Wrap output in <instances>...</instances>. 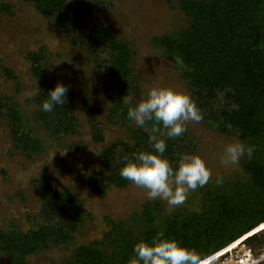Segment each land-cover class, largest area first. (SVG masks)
<instances>
[{
  "label": "trees",
  "instance_id": "1",
  "mask_svg": "<svg viewBox=\"0 0 264 264\" xmlns=\"http://www.w3.org/2000/svg\"><path fill=\"white\" fill-rule=\"evenodd\" d=\"M20 1L33 4L39 14L53 19L66 38L90 48L110 101L107 122L122 126L128 139L105 146L101 151L103 170L94 172L86 181L100 195L111 187H126L131 182L119 174L124 157L154 151L149 133L128 118V105L123 103L125 95L139 94L141 80L134 68L130 42L100 21H95L85 35L75 36L82 19L78 5L87 0ZM164 1L177 2L188 24L184 29L152 36V46L180 71L204 115L201 124L235 135L255 151L251 159L245 156L241 177L198 187L197 199L190 208L166 210L161 202L147 200L140 212L127 219L114 220L106 215L109 228L103 238L75 246L65 264H128L134 245L140 240L150 241L161 231L204 257L264 223V0ZM1 12L11 15L12 5L0 1ZM47 54L45 46L28 53L34 78L44 79ZM4 72L15 79L13 71L5 68ZM54 88L47 83L37 91L32 117L55 141L79 134L80 124L69 93L67 103L54 105L51 112L43 111V102ZM90 110L93 139L99 143L104 141V126L96 116L102 112L97 105ZM0 115L9 121L16 151L32 157L45 150L44 140L35 134L13 97L0 96ZM163 138V155L174 169L179 166L181 154L197 153L199 148L198 138L188 128L181 137ZM32 185L40 199L41 221L36 217L34 225L26 230L16 224L0 228V253L12 264H30L27 257L31 255L73 244L75 232L86 218L92 217L80 198L68 189H56L45 176L33 180ZM262 231L264 227L246 237L244 243L260 248Z\"/></svg>",
  "mask_w": 264,
  "mask_h": 264
},
{
  "label": "rangeland",
  "instance_id": "2",
  "mask_svg": "<svg viewBox=\"0 0 264 264\" xmlns=\"http://www.w3.org/2000/svg\"><path fill=\"white\" fill-rule=\"evenodd\" d=\"M12 5L11 15L0 13V96H11L25 114V118L45 143V150L32 157L16 151L10 135L9 121L0 115V228L16 224L22 230L34 225L39 217L40 199L32 185L33 180L45 176L56 189L70 190L84 202L91 214L74 234L73 244L54 246L48 251L27 257L30 264H65L72 249L79 244L101 240L109 226L104 217L124 220L140 212L149 200L147 192L130 183L123 188L111 187L104 195L98 194L87 183V178L102 171V149L118 139H128L126 130L120 125L107 122L110 101L105 95L102 73L93 59L90 48L84 43L66 38L51 18L39 14L34 5L20 0H0ZM96 1V2H95ZM82 13L75 36L85 35L95 21H100L116 31L121 39L130 42L133 64L141 77L138 100L142 93L157 83L174 86L191 94L190 88L181 78L180 71L154 48L150 38L166 31L184 29L188 18L178 8L177 2L164 0H87L79 3ZM47 48L44 64V79L34 78L27 55L39 47ZM13 71L15 79L9 78L4 69ZM62 82L69 89L73 112L77 116L79 134L52 140L33 121L35 93L47 83ZM35 94V95H34ZM85 100H87L85 102ZM97 105L101 115L96 116L103 128L104 141L95 142L90 118L91 107ZM187 128L199 142L197 153L202 155L212 168V177L207 184L236 179L242 176L239 168L225 169L219 163L223 146L237 136H228L206 128L201 123H189ZM197 192H190L183 207H192ZM166 210L169 208L161 201ZM264 224V223H263ZM254 228L251 234L264 227ZM249 234L248 236H250ZM264 245V231L260 232ZM0 264H12L0 253Z\"/></svg>",
  "mask_w": 264,
  "mask_h": 264
},
{
  "label": "clouds",
  "instance_id": "3",
  "mask_svg": "<svg viewBox=\"0 0 264 264\" xmlns=\"http://www.w3.org/2000/svg\"><path fill=\"white\" fill-rule=\"evenodd\" d=\"M68 91L66 85L58 82L48 93V99L44 100L43 111L51 112L54 105L67 103ZM123 103L128 105V118L149 133L150 147L154 151L124 157L120 176L143 188L149 200L165 201L169 208L183 206L190 192L207 185L212 177V168L199 153H185L180 155L179 166L174 169L163 155L166 151L163 137H181L189 123H201L204 119L201 109L189 92L157 83H153L138 100L130 94L125 95ZM149 122H152L150 128ZM254 151L253 146L234 138L223 146L219 163L225 169L239 168L241 159L245 156L251 159ZM220 182L218 178L217 183ZM128 264H206V257L161 231L150 241L137 242Z\"/></svg>",
  "mask_w": 264,
  "mask_h": 264
},
{
  "label": "built area",
  "instance_id": "4",
  "mask_svg": "<svg viewBox=\"0 0 264 264\" xmlns=\"http://www.w3.org/2000/svg\"><path fill=\"white\" fill-rule=\"evenodd\" d=\"M251 231L225 247L204 256L206 264H261L264 261V245L254 249L244 243L245 238L252 233Z\"/></svg>",
  "mask_w": 264,
  "mask_h": 264
}]
</instances>
